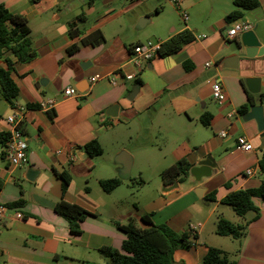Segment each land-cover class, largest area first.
I'll list each match as a JSON object with an SVG mask.
<instances>
[{"label":"crops","instance_id":"obj_1","mask_svg":"<svg viewBox=\"0 0 264 264\" xmlns=\"http://www.w3.org/2000/svg\"><path fill=\"white\" fill-rule=\"evenodd\" d=\"M0 4L26 19L36 51V57L26 63L7 55L18 93L13 104L0 98V134L7 135L10 126L5 118L13 107H24L20 128L27 141V162L12 167L0 146V203L23 201L9 208L5 223L0 224V264H107L99 248L120 250L126 235L118 225L132 221L145 227L143 215L153 224L197 235L191 248L174 250V264H203L208 246L225 251L235 264H264V200L254 199L259 216L247 225L241 239L232 238L231 251L221 247V236L214 228L225 211L234 212L221 202L227 194L256 188L264 179L259 166L264 131L257 130L254 120H242L238 112L247 103L245 79L261 78L260 93H264V53L234 59L244 53L240 34L225 38V30L243 19L253 25L264 48V0L231 22L225 16L233 10V0H182L188 14L183 25L169 0H0ZM71 24L82 34L70 37ZM95 30L102 32L101 43L79 44ZM185 30L194 39L174 54H155L138 65L131 59L134 45L163 42ZM74 44L78 49L68 52ZM0 68H7L2 58ZM127 74L134 78L126 79ZM93 76L97 78L91 80ZM216 79L226 95L220 103L211 96ZM135 84L137 93L129 100ZM67 86L78 94L63 97ZM251 95L257 103L259 95ZM46 98L55 99L49 110L39 108ZM115 104L117 116H107L106 109ZM221 131L226 137H220ZM238 135H244L253 150L237 149ZM93 139L103 150L96 157L82 148ZM121 151L131 159L126 178L120 177L116 160ZM206 155L218 165L209 177L197 184L189 174L184 181L178 176L176 186L169 187L173 181L164 184L159 176L156 193L147 200L139 196L138 201L137 193H143L146 184L144 170L160 175L180 159L191 167ZM28 168L40 171L34 180L26 178ZM132 168L136 169L133 176ZM248 168L252 175L244 174ZM62 172L70 175L63 194L58 176ZM114 177L123 183L104 192L99 180ZM138 180L141 187L134 193ZM93 182L100 188L95 192ZM207 194L214 200L205 201ZM61 198L94 215L72 220L79 234L71 233V220L56 211ZM253 215L247 212L239 218L245 222Z\"/></svg>","mask_w":264,"mask_h":264},{"label":"trees","instance_id":"obj_2","mask_svg":"<svg viewBox=\"0 0 264 264\" xmlns=\"http://www.w3.org/2000/svg\"><path fill=\"white\" fill-rule=\"evenodd\" d=\"M36 2L38 0H31ZM234 8L226 16L225 20L231 22L243 17L248 10L256 8L259 0H233ZM8 23L10 25H8ZM82 32L73 24L69 26V36L75 37ZM194 36L188 31H182L171 36L169 39L161 42L157 55L165 57L177 52L184 44L192 41ZM104 40L102 32L95 30L90 34L83 36L79 44L97 45ZM78 49V44H74L68 48V52H74ZM12 54L19 63H26L36 57V51L33 47L30 37V30L27 26L26 19L19 14L11 13L0 4V59L5 60L6 69L0 68V98L13 104L17 96L18 88L12 78L10 71L13 70V63L8 59L7 55ZM140 83V81H136ZM247 103L242 105L238 112L244 114L249 105L253 103L252 95L247 92ZM50 117L52 111L48 112ZM7 135L0 134V146L3 147ZM86 154L90 157H96L102 154V147L96 139L87 142L82 147ZM260 170H264V154L259 160ZM189 164L185 159H180L160 174L164 184L174 181L176 177H180L184 181L188 175ZM61 180L62 194L68 188L70 183V175L66 172L59 173ZM123 180L119 177L99 180V185L104 192H110L117 186L121 185ZM138 183H141L138 180ZM260 198L264 200V179L256 188L239 189L227 194L221 202L231 207L234 213L239 217H244L247 212H253L254 215L250 220L243 223L234 224L231 221L219 217L216 222V234L219 236H230L233 239H241L247 230V225L259 216V207L255 204L254 199ZM205 201H213L212 194L204 196ZM23 201H15L8 205V208H16L22 205ZM55 209L58 213L70 219V232L79 234L78 225L72 220H83L88 216H94L81 206L68 203L62 198L57 202ZM141 220L145 227H138L132 221L118 225V228L124 232L126 238L121 244V249L116 250L110 247H101L99 252L105 258L107 264H174L173 252L177 248L189 249L196 244L197 235L195 232L173 231L165 224H153L147 215H143ZM203 264H235L234 260H230L227 253L219 248L208 246L207 251L202 260Z\"/></svg>","mask_w":264,"mask_h":264},{"label":"built area","instance_id":"obj_3","mask_svg":"<svg viewBox=\"0 0 264 264\" xmlns=\"http://www.w3.org/2000/svg\"><path fill=\"white\" fill-rule=\"evenodd\" d=\"M172 5L177 10L180 18L183 22H185L188 18L187 12L182 9L181 1L182 0H169ZM253 29V25L246 20L240 19L235 21L232 26L228 27L225 30V38L231 39L240 33ZM199 37H204V35H200ZM161 42L158 41H147L145 43H139L132 47L131 59L135 64H139L142 60H149L155 54H157V50L159 49ZM208 63H206L207 65ZM97 76L91 77V80H94ZM126 79H133L134 76L132 74L125 75ZM77 90L74 87L67 86L62 90L63 97H71L76 96ZM211 96L216 102L220 103L225 100V92L223 87L218 79L214 80L211 86ZM55 103L54 98H46L39 102V108L49 110L53 107ZM24 113V107L22 106H14L12 113L6 116L5 120L10 126L7 131V138L3 145V151L5 158L7 159L9 165L12 167H21L27 162V141L23 134V131L20 128V121L22 119V115ZM232 113L229 112L228 116H231ZM220 137H226V132L221 131L219 133ZM236 148L242 151H251L253 150V146L251 142L244 136L238 135L236 137ZM61 150H56V153H60ZM253 170L248 168L245 170V175H252ZM8 207L4 204L0 203V224H4L6 221V213L8 211Z\"/></svg>","mask_w":264,"mask_h":264},{"label":"water","instance_id":"obj_4","mask_svg":"<svg viewBox=\"0 0 264 264\" xmlns=\"http://www.w3.org/2000/svg\"><path fill=\"white\" fill-rule=\"evenodd\" d=\"M240 45L239 47L244 48V53L239 54L234 59L238 58H253L254 56H260L264 53V48L261 46V43L258 41L254 30H247L239 35ZM238 47V46H237ZM238 47V48H239ZM224 63V62H223ZM43 80V79H42ZM41 80V81H42ZM245 84L248 91L253 95H259L260 99L257 103L253 102L249 105L248 110L241 115L242 120L249 121L254 120L258 131H264V93H260L261 90V78L252 77L245 79ZM138 85L135 84L130 91L128 97L131 100L137 93ZM260 93V94H259ZM254 101V100H253ZM107 116L116 117L118 113V105H111L105 111ZM121 157H125L126 160L123 162L120 160ZM117 162L120 164L121 169L119 170V175L121 178H126L130 172L131 159L126 151H121L116 156ZM218 168V165L214 158L211 155H206V157L198 159L196 164L189 167L188 174L192 176L195 183H200L202 178L209 177L212 172ZM39 170L28 168L26 178L29 180H34L39 174ZM176 181L174 180L170 183L169 187H175ZM199 190H202L198 187Z\"/></svg>","mask_w":264,"mask_h":264},{"label":"rangeland","instance_id":"obj_5","mask_svg":"<svg viewBox=\"0 0 264 264\" xmlns=\"http://www.w3.org/2000/svg\"><path fill=\"white\" fill-rule=\"evenodd\" d=\"M173 13L176 15V19H177L178 23L183 25V22H182V19L180 18V16L177 15L174 12V10H173ZM159 140H160L159 137H157V139L155 140V143H158ZM135 172H136V169L132 168L131 169L132 176L135 174ZM144 172L146 174L145 175L146 176L145 177L146 184L142 188L143 193H141V194L137 193L138 201L139 200L141 201L140 197H144L146 200L149 199L151 196H153L156 193L157 189L159 188V184H157L158 179L160 178L159 173H157L156 171H150V170H144ZM135 184H137V185H135L136 187L134 188V193H136L141 187L140 183L136 182ZM90 186H92L94 192L96 191L95 188L100 189L99 186L97 184H95L94 182ZM223 218L230 220L233 223H239L240 221H241V223L244 222L241 218H239V216H237L232 211H230V212L225 211V215ZM214 221H215V218L213 217L211 219L210 225H213L212 222H214ZM215 226H216V224H214V228H215ZM219 239H220L219 243L224 250H230L231 251V249L235 246V240H233L229 236H221Z\"/></svg>","mask_w":264,"mask_h":264}]
</instances>
